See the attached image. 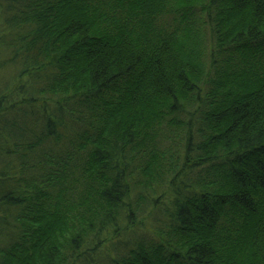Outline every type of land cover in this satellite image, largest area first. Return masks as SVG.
Returning a JSON list of instances; mask_svg holds the SVG:
<instances>
[{
    "label": "trees",
    "instance_id": "obj_1",
    "mask_svg": "<svg viewBox=\"0 0 264 264\" xmlns=\"http://www.w3.org/2000/svg\"><path fill=\"white\" fill-rule=\"evenodd\" d=\"M0 264H264V0H0Z\"/></svg>",
    "mask_w": 264,
    "mask_h": 264
}]
</instances>
